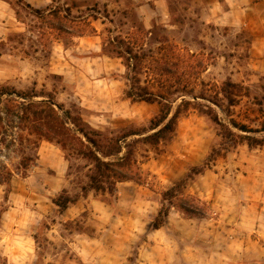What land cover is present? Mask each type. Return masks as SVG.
<instances>
[{"label":"rangeland","instance_id":"374dc122","mask_svg":"<svg viewBox=\"0 0 264 264\" xmlns=\"http://www.w3.org/2000/svg\"><path fill=\"white\" fill-rule=\"evenodd\" d=\"M261 1L0 0V264H264ZM138 80L182 110L155 144ZM89 149L142 179L90 189Z\"/></svg>","mask_w":264,"mask_h":264},{"label":"trees","instance_id":"16d2710c","mask_svg":"<svg viewBox=\"0 0 264 264\" xmlns=\"http://www.w3.org/2000/svg\"><path fill=\"white\" fill-rule=\"evenodd\" d=\"M253 1L255 2L258 0H253ZM36 12L41 13L40 10H36ZM54 16H55V20L57 21V19L59 18V15L54 14ZM57 22L59 23V21ZM93 32H95L94 27L90 25L89 23H87L85 32L83 31L81 32V30H78L77 34H74V35L81 36L84 33L90 34ZM117 53L119 57L122 56L121 52L118 51ZM129 59L130 58H126L127 60L126 66L127 68L131 66V69L133 70L135 69V66L128 62ZM125 94L127 97L131 98L132 100L146 101L149 103L157 101L158 104L160 105L159 112L157 116L153 120H151V125H150L151 129H155V131L145 136V140L147 142L155 144L159 142L161 139H165L169 137L173 133V131L175 130L177 118L179 114L182 112L180 108L176 109L174 113L169 117L168 115L170 114V108L167 107L165 104H162L159 100H157L156 95L148 91L146 88L142 87L140 85L139 80L131 83L128 89L125 91ZM186 103L187 102H185L184 105H186ZM41 112L45 113V118H49V117L52 118V120L50 119L47 122H45L42 117L41 120L45 122L47 125H45L44 123H42L41 125L45 127L48 131H50V133H52L53 135H59V134L62 135V130H61L62 126L60 124L58 125L57 123H54L55 121L58 120V118L57 117L53 118L54 116L53 108L50 107L47 110H43ZM206 113L208 115H211L210 111ZM213 120L216 123L223 125L221 124V122H218L217 117L215 115L213 116ZM83 134L87 141L94 144L93 139H91L87 134L85 133ZM247 139H248L247 140L248 144L251 146L264 144V138H255L253 136H248ZM83 153L93 163V167H94L93 172L89 175V187L90 189H93L96 192H99V191L105 192V190L107 189L109 190L113 189L115 182H118V181L130 180V179H134V180L142 179L140 171L138 170V167L135 164L133 165V161L131 160V157H130V152H128L127 155L125 156L115 157L114 159H110V160H104L100 158V156L94 150H91V149ZM168 194L169 192H165V194H163L165 199ZM57 204L60 207H66L67 202L58 201ZM186 204H190V202L185 201L183 205H181V208L184 211L188 213L196 212L195 206H190V205L188 206ZM167 214H168V210L165 207L159 210L157 215L152 221V227L159 228L160 225L163 223L164 218Z\"/></svg>","mask_w":264,"mask_h":264},{"label":"crops","instance_id":"0c3cea01","mask_svg":"<svg viewBox=\"0 0 264 264\" xmlns=\"http://www.w3.org/2000/svg\"><path fill=\"white\" fill-rule=\"evenodd\" d=\"M261 3H264V0H263V1H261Z\"/></svg>","mask_w":264,"mask_h":264}]
</instances>
